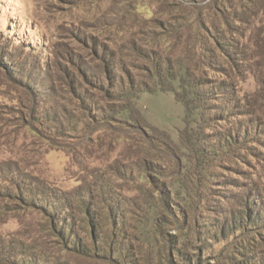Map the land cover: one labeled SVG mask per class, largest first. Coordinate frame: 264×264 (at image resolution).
Listing matches in <instances>:
<instances>
[{
    "label": "rangeland",
    "instance_id": "374dc122",
    "mask_svg": "<svg viewBox=\"0 0 264 264\" xmlns=\"http://www.w3.org/2000/svg\"><path fill=\"white\" fill-rule=\"evenodd\" d=\"M107 60L175 80L113 114ZM50 204L124 264H264V0H0V264L67 257Z\"/></svg>",
    "mask_w": 264,
    "mask_h": 264
},
{
    "label": "trees",
    "instance_id": "16d2710c",
    "mask_svg": "<svg viewBox=\"0 0 264 264\" xmlns=\"http://www.w3.org/2000/svg\"><path fill=\"white\" fill-rule=\"evenodd\" d=\"M114 64L112 62H109L107 60V63L104 65L103 72L101 71L97 76V85L96 87H100L101 91L104 93V95L108 94L111 99L116 100L119 103V105L113 109L108 108L110 112H113V114H118L120 112H126L130 117L132 115L135 116L134 112V106L132 105V97L136 98L139 93L141 92H156L157 90L160 91H168L170 90V87L175 80V77L167 76L166 83L160 82L157 84H147L145 82L137 83L134 79L128 78L127 82H124L121 76H118L114 71ZM105 72H108V74H105ZM105 75L108 78V81H112V85H108L107 87H104L103 78L102 76ZM185 76L189 77L188 74L185 72ZM92 82V81H91ZM189 83L187 82L184 88H189ZM109 84V83H108ZM118 84V86H117ZM116 85V86H114ZM183 88V86H182ZM178 100H181L185 105V111L189 112L191 109V102L186 99L178 98ZM102 110V109H100ZM157 133L160 135H164V132H159L157 130ZM38 181L36 179H31L30 184H33L34 186L38 188H41L37 184ZM44 194V192L42 193ZM45 195V194H44ZM46 196V195H45ZM168 204V203H167ZM86 206L87 204H83ZM71 206V205H69ZM164 206V202L162 203V207ZM55 207V208H53ZM51 210H48L47 208L44 209V214L46 215L48 219V225L50 227V232L55 237V240H57V243L59 244L61 251H64V253L67 254V257H60L61 259H55L53 264H70L68 262L69 258L74 257L75 263L74 264H124L118 259L113 257V254H118L121 258V253L123 251L119 250L115 246L116 242V235L115 233H108L104 234L103 231L98 232V230H102L103 227L107 224L106 219H103L102 217H91L89 214V208L86 206L83 212V217H74L69 212L68 206L66 208H61L60 206H55V204H50ZM88 208V209H87ZM55 209V210H54ZM67 209V210H66ZM67 211V212H66ZM111 225H114L117 227L121 223H117L115 218H112L110 214H108ZM258 217V216H257ZM155 219V218H154ZM153 219V220H154ZM156 219L153 221V225L157 227L155 224ZM214 223H210V227L217 230L220 224V221H216L212 219ZM122 222V221H121ZM81 224H86L89 226V230L87 231L85 238L79 236L77 233H75L77 228H81ZM219 224V225H218ZM239 226H242L239 223ZM98 229V230H97ZM157 230H160L158 227ZM161 233V232H160ZM160 235L154 236V242L157 241L155 237H158ZM87 238V239H86ZM150 254H155L154 252ZM139 259L140 256L138 255ZM133 257V264H139L141 260H136L135 256L131 255ZM101 262V263H99Z\"/></svg>",
    "mask_w": 264,
    "mask_h": 264
}]
</instances>
